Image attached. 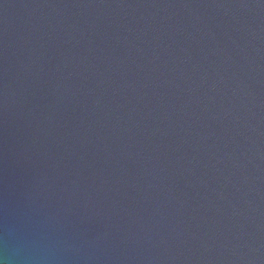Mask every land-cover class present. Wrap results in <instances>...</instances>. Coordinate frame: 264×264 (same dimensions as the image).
<instances>
[{
  "label": "water",
  "instance_id": "water-1",
  "mask_svg": "<svg viewBox=\"0 0 264 264\" xmlns=\"http://www.w3.org/2000/svg\"><path fill=\"white\" fill-rule=\"evenodd\" d=\"M0 264H264V0H0Z\"/></svg>",
  "mask_w": 264,
  "mask_h": 264
}]
</instances>
